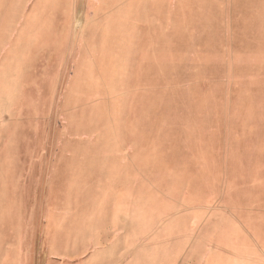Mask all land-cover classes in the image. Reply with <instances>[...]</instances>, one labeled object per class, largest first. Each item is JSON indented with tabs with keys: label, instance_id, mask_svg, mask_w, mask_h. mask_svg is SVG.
<instances>
[{
	"label": "rangeland",
	"instance_id": "obj_1",
	"mask_svg": "<svg viewBox=\"0 0 264 264\" xmlns=\"http://www.w3.org/2000/svg\"><path fill=\"white\" fill-rule=\"evenodd\" d=\"M0 120L76 260L264 264V0H0Z\"/></svg>",
	"mask_w": 264,
	"mask_h": 264
},
{
	"label": "crops",
	"instance_id": "obj_2",
	"mask_svg": "<svg viewBox=\"0 0 264 264\" xmlns=\"http://www.w3.org/2000/svg\"><path fill=\"white\" fill-rule=\"evenodd\" d=\"M17 149L16 138L11 140L0 120V264H86L82 257L76 260L80 252L51 245L49 223L45 221L40 228L39 215L24 211L21 189L7 177L8 172L20 175L19 166L11 167L12 172L7 169L8 159L21 158ZM40 233L44 236L41 245L36 242Z\"/></svg>",
	"mask_w": 264,
	"mask_h": 264
}]
</instances>
